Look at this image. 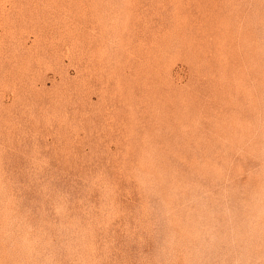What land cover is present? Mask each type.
Masks as SVG:
<instances>
[{"label": "rangeland", "instance_id": "rangeland-1", "mask_svg": "<svg viewBox=\"0 0 264 264\" xmlns=\"http://www.w3.org/2000/svg\"><path fill=\"white\" fill-rule=\"evenodd\" d=\"M0 264H264V0H0Z\"/></svg>", "mask_w": 264, "mask_h": 264}]
</instances>
